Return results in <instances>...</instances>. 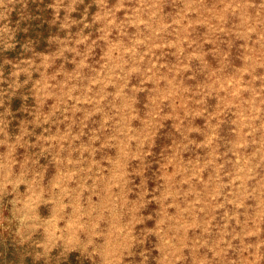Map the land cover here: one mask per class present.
<instances>
[{"label": "rangeland", "instance_id": "rangeland-1", "mask_svg": "<svg viewBox=\"0 0 264 264\" xmlns=\"http://www.w3.org/2000/svg\"><path fill=\"white\" fill-rule=\"evenodd\" d=\"M0 264H264V0H0Z\"/></svg>", "mask_w": 264, "mask_h": 264}]
</instances>
